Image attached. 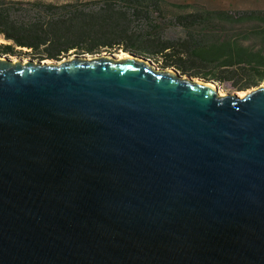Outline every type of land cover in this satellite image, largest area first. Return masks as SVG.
<instances>
[{
    "label": "water",
    "instance_id": "water-1",
    "mask_svg": "<svg viewBox=\"0 0 264 264\" xmlns=\"http://www.w3.org/2000/svg\"><path fill=\"white\" fill-rule=\"evenodd\" d=\"M155 66L0 54V264H264V81Z\"/></svg>",
    "mask_w": 264,
    "mask_h": 264
},
{
    "label": "trees",
    "instance_id": "trees-1",
    "mask_svg": "<svg viewBox=\"0 0 264 264\" xmlns=\"http://www.w3.org/2000/svg\"><path fill=\"white\" fill-rule=\"evenodd\" d=\"M0 38L7 57L25 49L35 60L57 61L70 51L122 50L181 75L229 82V91L264 81V9L180 0H0Z\"/></svg>",
    "mask_w": 264,
    "mask_h": 264
},
{
    "label": "rangeland",
    "instance_id": "rangeland-1",
    "mask_svg": "<svg viewBox=\"0 0 264 264\" xmlns=\"http://www.w3.org/2000/svg\"><path fill=\"white\" fill-rule=\"evenodd\" d=\"M2 1H13V0H2ZM20 1H30V0H20ZM42 1H54V2H63V1H69V0H42ZM186 3H192V2H200L201 5L204 6L206 4L207 6L211 8H225V9H264V0H180ZM248 23H243V25H246ZM242 25V23H241ZM240 26V24L235 25V27ZM246 27V26H245ZM171 32L174 31V28L172 25L169 26ZM0 42H4L2 38H0ZM22 51H27L24 53H20L18 50L14 55H9V58L11 60H17V59H33V54L29 50H22ZM70 55L69 56H74L73 52H68ZM104 54V53H103ZM119 55H121L119 51ZM115 55V56H119ZM67 57V56H66ZM64 58V57H62ZM51 62V61H50ZM159 67V66H158ZM216 86L218 90H221L222 92H239V91H229L231 90L232 85L229 82H224V83H218L216 82Z\"/></svg>",
    "mask_w": 264,
    "mask_h": 264
},
{
    "label": "bare ground",
    "instance_id": "bare-ground-1",
    "mask_svg": "<svg viewBox=\"0 0 264 264\" xmlns=\"http://www.w3.org/2000/svg\"><path fill=\"white\" fill-rule=\"evenodd\" d=\"M119 50H120V49H119ZM120 53H121V55H122V54H126V55H128V53H126V52H124V51H122V50H120ZM43 61H45V62H50L49 60H43ZM155 67H157V66H155ZM218 92L221 93L222 91L219 90ZM241 93H242V91L237 92L238 95L241 94Z\"/></svg>",
    "mask_w": 264,
    "mask_h": 264
}]
</instances>
